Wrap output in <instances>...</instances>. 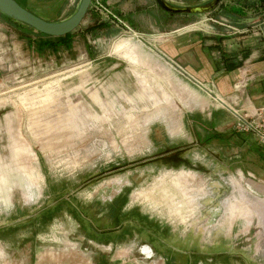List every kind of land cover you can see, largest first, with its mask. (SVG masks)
Listing matches in <instances>:
<instances>
[{"label":"rangeland","instance_id":"1","mask_svg":"<svg viewBox=\"0 0 264 264\" xmlns=\"http://www.w3.org/2000/svg\"><path fill=\"white\" fill-rule=\"evenodd\" d=\"M79 1L31 11L63 20ZM103 2L132 31L90 7L68 45L49 47L0 17V264H260L264 145L160 50L171 29L235 20Z\"/></svg>","mask_w":264,"mask_h":264},{"label":"crops","instance_id":"2","mask_svg":"<svg viewBox=\"0 0 264 264\" xmlns=\"http://www.w3.org/2000/svg\"><path fill=\"white\" fill-rule=\"evenodd\" d=\"M23 1L26 6L29 5L27 6L29 9L57 15L61 10L57 3L71 0ZM37 1L41 4L38 7L32 4ZM165 1L170 3L169 0ZM245 1L246 6L241 2V6L237 7L242 15L233 14L229 17L232 22L235 20V26L233 24L231 26L239 30L225 27V30H230L225 32L222 27L216 25L212 27L214 30L207 32L208 34L192 29L186 31L171 29L170 33L177 31L179 33L172 34L170 38L167 37L160 43V50L166 58L177 62L186 73L200 82L214 85L220 95L217 97L227 104L229 110L226 111L229 115H233L232 108L243 113L264 106V10L258 3L255 8L251 7L250 3L255 0ZM222 2L225 8L237 6L235 0ZM52 19L58 20L56 17ZM252 75H255V78H252ZM250 173L257 177L253 172ZM257 179L262 183L253 186V191L258 196L253 204H256L259 211L258 226L261 228L264 225V210L256 202L264 199V172L259 174ZM233 203L232 208L225 206L231 217L234 216L235 210ZM232 220L228 224V230L226 229L227 234L231 232Z\"/></svg>","mask_w":264,"mask_h":264},{"label":"water","instance_id":"3","mask_svg":"<svg viewBox=\"0 0 264 264\" xmlns=\"http://www.w3.org/2000/svg\"><path fill=\"white\" fill-rule=\"evenodd\" d=\"M158 6L169 14L200 15L201 12L208 13L218 6L222 0H210L197 6H176L165 0H154ZM91 0H80L76 10L63 20H46L35 15L31 10L20 5L16 0H0V12L13 20L27 24L36 32L49 36H64L75 30L84 19L90 8Z\"/></svg>","mask_w":264,"mask_h":264},{"label":"built area","instance_id":"4","mask_svg":"<svg viewBox=\"0 0 264 264\" xmlns=\"http://www.w3.org/2000/svg\"><path fill=\"white\" fill-rule=\"evenodd\" d=\"M90 3H91L90 7L96 13H99L101 15V17L106 18V19L114 18L117 21H119L121 24H123L126 28H128L130 31H132L130 26L125 24L121 20L120 17L115 15L112 12V10H110V8L105 4V2H103V0H91ZM212 23H217L220 25H224V27H229V28H233L235 30H239V29L234 28L231 25L229 26L226 23H223L217 19H215V20L212 19ZM186 27L180 28L178 30L185 29ZM171 62L175 64V62L173 60ZM175 67L182 75H184L186 78L188 77V79L192 80L197 86H202V83L199 80L195 79L192 75L186 73L185 70L182 69L180 65L175 64ZM253 77L255 78V75H252V78ZM210 84L212 86H214L212 83H210ZM217 96H220V95L217 94ZM231 111H232L234 117H236V120L234 123V129L237 132H246V133L250 132V133H252L255 137V142L257 143V145L263 147V145H264V106L258 107V108H253L251 111H247V112H243V113L239 112L235 108H232ZM234 157L238 158L239 155L234 154L233 158ZM249 175L253 176L251 173ZM260 241L261 240L259 239V242ZM254 250H255L254 255L262 258V262L260 264H264V247L255 244ZM150 253H151V256H153L151 248H150ZM151 256H149V257H151Z\"/></svg>","mask_w":264,"mask_h":264},{"label":"trees","instance_id":"5","mask_svg":"<svg viewBox=\"0 0 264 264\" xmlns=\"http://www.w3.org/2000/svg\"><path fill=\"white\" fill-rule=\"evenodd\" d=\"M19 4H20V2L18 1V0H16ZM20 1H23V0H20ZM235 2H236V7H233V8H225L224 7V3L221 1L219 4H218V6L216 7V11L218 12V11H222V13L225 15V16H227L228 18L230 17V16H232L233 14L234 15H242L240 12H239V9L237 8V7H239V6H241V2L242 3H244V5L243 6H246L245 4L247 3L245 0H235ZM257 3H258V5L259 6H262L263 7V10H264V0H255V1H253L252 3H250V5H251V7L252 8H255V5H257ZM21 5V4H20ZM23 5V4H22ZM23 6H25V5H23ZM26 7V6H25ZM27 8V7H26ZM29 9V8H28ZM29 10H31V9H29ZM214 10V11H215ZM87 12H89V9L87 10ZM0 17L3 19V20H5L7 23L9 22V23H11V24H13L14 26H17V28L19 29V31H20V34H22V35H25V36H27V37H30V36H32V35H36V36H38V35H40V36H44V37H46V38H49V39H53V38H56V40H53V41H48V43H46V44H48V46L49 47H53V46H55V45H57V44H59V43H64L65 45L67 44H69L70 43V40L72 39V36H73V32L71 31V32H68V34H66V35H64V36H49V35H46V34H43V33H41V32H36L33 28H31L30 26H28L27 24H22V23H20V22H18V21H16V20H13L12 18H10L9 16L7 17L6 15H4L3 13H1L0 12ZM234 21V20H233ZM98 25V24H97ZM97 25H94V26H90V27H88L87 29H90V30H94V29H96L97 28Z\"/></svg>","mask_w":264,"mask_h":264},{"label":"bare ground","instance_id":"6","mask_svg":"<svg viewBox=\"0 0 264 264\" xmlns=\"http://www.w3.org/2000/svg\"><path fill=\"white\" fill-rule=\"evenodd\" d=\"M217 102H218L219 104H221L222 106L227 105V104L225 103V101H224L223 99H221L220 97H217ZM135 196H136V195H135ZM145 247H147V246H145Z\"/></svg>","mask_w":264,"mask_h":264},{"label":"flooded vegetation","instance_id":"7","mask_svg":"<svg viewBox=\"0 0 264 264\" xmlns=\"http://www.w3.org/2000/svg\"><path fill=\"white\" fill-rule=\"evenodd\" d=\"M181 169L183 170V168H180V169H177V171H178V170H181ZM135 239H138V238L135 237ZM144 245H147V244H142V245H140L139 250H141V248H143ZM146 248H147V247H146ZM141 252H142V251H141ZM145 256H146V255H145Z\"/></svg>","mask_w":264,"mask_h":264}]
</instances>
